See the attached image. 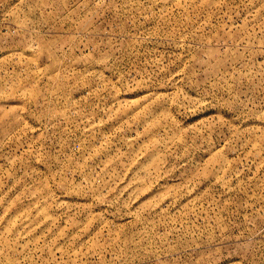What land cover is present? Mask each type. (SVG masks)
I'll use <instances>...</instances> for the list:
<instances>
[{
	"label": "rangeland",
	"instance_id": "rangeland-1",
	"mask_svg": "<svg viewBox=\"0 0 264 264\" xmlns=\"http://www.w3.org/2000/svg\"><path fill=\"white\" fill-rule=\"evenodd\" d=\"M0 264H264V0H0Z\"/></svg>",
	"mask_w": 264,
	"mask_h": 264
}]
</instances>
